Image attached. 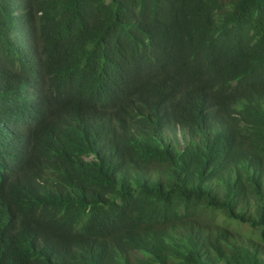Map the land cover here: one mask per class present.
<instances>
[{
  "label": "trees",
  "instance_id": "1",
  "mask_svg": "<svg viewBox=\"0 0 264 264\" xmlns=\"http://www.w3.org/2000/svg\"><path fill=\"white\" fill-rule=\"evenodd\" d=\"M164 44L181 71L159 77ZM31 50L73 74L21 200L7 140L36 127L6 77ZM170 76L215 108L178 148L141 112ZM0 264H264V0H0Z\"/></svg>",
  "mask_w": 264,
  "mask_h": 264
},
{
  "label": "clouds",
  "instance_id": "2",
  "mask_svg": "<svg viewBox=\"0 0 264 264\" xmlns=\"http://www.w3.org/2000/svg\"><path fill=\"white\" fill-rule=\"evenodd\" d=\"M164 45L166 46L164 57L148 59L145 64L148 73L154 72L159 77L169 71L173 73L176 69L181 71L176 61L178 52ZM59 61L57 57L42 55L37 50H31L22 58L14 60L6 77V91L17 100V103L22 104L17 106L18 114L23 118L24 123L31 119L32 125L36 127L34 132L24 128L18 137L7 140L12 147L11 155L15 158L13 165L16 170L15 175L10 179V191L13 197L16 196L21 200H26L23 196L26 192L35 195L36 188L41 190L45 185L39 177L46 173L45 161L35 150L34 142L40 127L53 126L51 114L61 107V100L65 98L60 90L67 85L69 76L73 74V70L66 62ZM170 77L174 80L172 78L174 76ZM183 84H180V87ZM172 93L174 99L171 103L148 102L141 105V112L143 115H148L150 120L157 118L160 127L154 132L162 141L169 143L166 144L168 148H178L188 137V124L194 123L197 116L208 118L211 125L215 122V108L211 105L204 110L195 108L189 110L191 107L187 101L191 97L186 91L178 88L175 80L172 82ZM139 117V115L133 116L132 124ZM142 148L148 149L144 145Z\"/></svg>",
  "mask_w": 264,
  "mask_h": 264
},
{
  "label": "rangeland",
  "instance_id": "3",
  "mask_svg": "<svg viewBox=\"0 0 264 264\" xmlns=\"http://www.w3.org/2000/svg\"><path fill=\"white\" fill-rule=\"evenodd\" d=\"M243 229L247 230V228L245 226H242Z\"/></svg>",
  "mask_w": 264,
  "mask_h": 264
}]
</instances>
